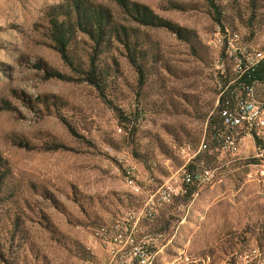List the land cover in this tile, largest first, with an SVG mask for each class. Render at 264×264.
Returning <instances> with one entry per match:
<instances>
[{
	"label": "rangeland",
	"instance_id": "374dc122",
	"mask_svg": "<svg viewBox=\"0 0 264 264\" xmlns=\"http://www.w3.org/2000/svg\"><path fill=\"white\" fill-rule=\"evenodd\" d=\"M211 1L221 24L208 0H127L141 14L117 0H0V264H110L94 231L138 212L137 187L182 178V150L212 141L220 28L264 53V0ZM99 10L101 39L85 25ZM57 19L71 28L67 60ZM197 160L213 180L143 224L155 264H232L264 249V132Z\"/></svg>",
	"mask_w": 264,
	"mask_h": 264
},
{
	"label": "built area",
	"instance_id": "2783aa9c",
	"mask_svg": "<svg viewBox=\"0 0 264 264\" xmlns=\"http://www.w3.org/2000/svg\"><path fill=\"white\" fill-rule=\"evenodd\" d=\"M219 32L223 33L225 39V59L217 63L218 70L225 77L231 66L238 75L235 81L240 80L243 92L234 93L232 99L225 100L223 105L222 95H219L218 116L221 126L213 134L212 141L200 145L198 152L182 150L187 157L182 178L164 182L157 187H151L152 182L148 180L149 186L141 187L147 192L144 207L136 213H128L117 219L123 221V230H115L114 221L109 226H102L94 231L93 234H96L101 246H109L110 264H148L153 248L149 241L141 238L142 224H154L163 208L186 198L192 190L214 178V171L198 162L199 153L210 151L215 146L223 154H235L244 140L260 136L264 132V104H261L258 97V90L264 88V81H251L248 84L241 81L243 76L264 61V53L261 52L260 60L244 59V52H249L252 48L242 39L231 42L227 31ZM126 176L129 186L137 183L138 177L134 169L127 170Z\"/></svg>",
	"mask_w": 264,
	"mask_h": 264
},
{
	"label": "trees",
	"instance_id": "16d2710c",
	"mask_svg": "<svg viewBox=\"0 0 264 264\" xmlns=\"http://www.w3.org/2000/svg\"><path fill=\"white\" fill-rule=\"evenodd\" d=\"M117 1L119 2V5L122 6L124 9L129 10V11H133L132 9H135V11H138V13H140V11H139L140 9L137 8L138 6H134L133 8H130V4H129V2H127V0H117ZM208 1L210 3L211 7L214 9L218 23L221 24L222 20H221V12H220L219 7L216 6V4L213 1H211V0H208ZM77 6L80 7V4L78 3ZM145 9H147V11H148V8H145ZM103 18H104V14L100 10L96 11V12L93 11L90 14H87V16L85 18V22H87L85 25L90 27L89 29L91 31L89 33L94 38L97 37V38L101 39L102 34L104 32L105 33L109 32V29L107 28L108 20H107V25L104 27L103 23H102ZM149 23L150 22H148V16L144 15L142 18V24L148 25ZM94 25H96L98 27V31H97L98 33L97 34L94 31V28L92 29V27H94ZM53 26H54L53 37L58 44L59 52L61 53L63 59L67 60L69 58V53H68L69 42L68 41H69V36L71 35L70 34L71 28L65 19L60 20V21L58 19L55 20L53 22ZM220 30L221 31L222 30L227 31V33L228 32L235 33V32L230 31L227 28H223V29L220 28ZM105 36H107V35H105ZM246 54L247 55L244 56V59H247L248 54L254 55L250 52L249 53L246 52ZM228 77H229V74H227V76H225V77L222 76L221 79H225L226 82H225V84H222L221 82L219 83V85L221 86L219 95H222L221 96V105L224 104L225 100L232 99V97L234 96V93L243 92V88L239 84L240 80L235 81L237 79L238 75L233 72V78L229 79ZM241 79H242L241 81H243V83H245V84H248L251 81H264V61L261 64H259V66L256 67L254 70L250 71L247 75L243 76ZM261 104H264V103H261ZM220 126H221V122L218 126L215 127L213 134L216 132V130ZM139 187L141 188V186H139ZM141 190H142V192H141L140 196H143L145 198V201H146V198H147L146 193L147 192L145 189H141ZM191 193L192 192H190V194ZM118 221H121V220H116L115 223ZM252 249H254V248L248 249L247 252H245V253L251 252ZM258 249L264 251V249H262V248H258ZM239 256L240 255H237V253H236V255L234 256V261L232 262V264H243L242 261L238 259ZM248 264H255V263L249 262Z\"/></svg>",
	"mask_w": 264,
	"mask_h": 264
},
{
	"label": "bare ground",
	"instance_id": "6f19581e",
	"mask_svg": "<svg viewBox=\"0 0 264 264\" xmlns=\"http://www.w3.org/2000/svg\"><path fill=\"white\" fill-rule=\"evenodd\" d=\"M227 37L229 40H231V42H236L239 41L240 36L237 33H231L228 32L227 33ZM246 52H244V56H246ZM247 59H252V60H260L261 59V55L258 54L256 55H250L248 54ZM137 191H141L140 187L136 188ZM115 230H123V221H118L115 223ZM93 238L99 242L98 237L96 236V234H93ZM105 247L108 251H109V246H103ZM155 259L156 257L154 255L151 254L149 255V260H148V264H155ZM187 261V264H198L197 262L192 261L189 257L185 258ZM239 260H241L243 262V264H248L249 262H254L255 264H264V251L258 249V248H254L251 250V252L249 253H245L244 256L240 255L238 257ZM203 264H210L211 263V259H208L207 262L206 261H202Z\"/></svg>",
	"mask_w": 264,
	"mask_h": 264
},
{
	"label": "crops",
	"instance_id": "0c3cea01",
	"mask_svg": "<svg viewBox=\"0 0 264 264\" xmlns=\"http://www.w3.org/2000/svg\"><path fill=\"white\" fill-rule=\"evenodd\" d=\"M144 224V223H143ZM143 224H142V226H143Z\"/></svg>",
	"mask_w": 264,
	"mask_h": 264
}]
</instances>
